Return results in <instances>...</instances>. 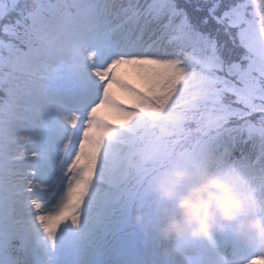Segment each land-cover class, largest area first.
I'll return each mask as SVG.
<instances>
[{"label":"snow or ice","instance_id":"obj_1","mask_svg":"<svg viewBox=\"0 0 264 264\" xmlns=\"http://www.w3.org/2000/svg\"><path fill=\"white\" fill-rule=\"evenodd\" d=\"M190 3L0 0L6 259H15L14 240L32 251L18 224L25 207L54 245L61 225L80 224L86 209L93 223L144 210L173 167L246 178L264 214V0H198L205 14L195 18ZM25 170L51 196L63 191L54 209L29 203ZM176 257L264 264V245L225 231Z\"/></svg>","mask_w":264,"mask_h":264},{"label":"clouds","instance_id":"obj_2","mask_svg":"<svg viewBox=\"0 0 264 264\" xmlns=\"http://www.w3.org/2000/svg\"><path fill=\"white\" fill-rule=\"evenodd\" d=\"M152 191L157 214L139 210L134 223L154 231L168 256L176 257L190 242L225 231L249 244L264 245L262 202L242 176L173 167L155 181Z\"/></svg>","mask_w":264,"mask_h":264},{"label":"rangeland","instance_id":"obj_3","mask_svg":"<svg viewBox=\"0 0 264 264\" xmlns=\"http://www.w3.org/2000/svg\"><path fill=\"white\" fill-rule=\"evenodd\" d=\"M122 71L127 72V70L124 69H122ZM127 74L130 75V73ZM248 147H250V145ZM20 151L22 152L23 148H21ZM25 171L26 174L23 178L22 186L27 190L26 196L31 197L29 203H31L32 200H35L41 203L46 211L54 209L59 203L60 196L63 195V191L61 190L58 192L57 197L50 202L49 198L51 197V194L45 191V186L42 184L39 187L36 186L39 184V177H33L31 170ZM28 179L33 180V186H31L30 190L29 185L27 184ZM32 210L34 212L37 211L34 207ZM46 211L38 212V214H46ZM90 217L91 213L88 209H86L82 214L80 224L74 226L71 221H67L62 224L60 230L56 234L55 243L53 245L48 241L46 235L36 224L34 220V213L30 210V208L25 207L18 219V224L21 234L25 237V244L30 247L32 251H28L26 249L23 264H48V258L51 256L53 258L52 253H56L57 249L62 246L61 239L65 240L67 253L73 259H82L89 256V254H100L101 251H99V246H97V244L102 245V248L108 249V251L111 252L114 249L115 243L130 236H136L138 241L144 239L147 244V248L155 258L171 257L165 254L163 247L161 246L160 238L154 231H149L146 228V230L142 232H135L134 227H132L128 222L127 214H121L120 212L115 211L108 216L99 217L95 223L92 222ZM105 230H108L109 233L105 234ZM105 238H108V240H101ZM4 240L5 226L0 224V264H19L16 259L11 261L6 259V250L4 253L2 252ZM33 241L40 243V246L35 245ZM18 244L19 243L12 244L14 248L12 253L15 256H19V251L23 248L21 247L19 249H15ZM36 250L42 251L37 252ZM39 253H41V255ZM44 256L46 257L44 258ZM173 258L177 261V257Z\"/></svg>","mask_w":264,"mask_h":264},{"label":"water","instance_id":"obj_4","mask_svg":"<svg viewBox=\"0 0 264 264\" xmlns=\"http://www.w3.org/2000/svg\"><path fill=\"white\" fill-rule=\"evenodd\" d=\"M154 194V193H153ZM149 207H153V208H157L156 207V205H155V203H154V199L152 200V201H150L148 204H146V205H144L143 206V208H144V212L148 215V216H150L152 213L147 209V208H149ZM136 215V212L135 213H133V214H131V216H130V220H131V222L134 224V225H137L136 223H134V216ZM138 226V225H137ZM140 228H144V227H141V226H139Z\"/></svg>","mask_w":264,"mask_h":264},{"label":"trees","instance_id":"obj_5","mask_svg":"<svg viewBox=\"0 0 264 264\" xmlns=\"http://www.w3.org/2000/svg\"><path fill=\"white\" fill-rule=\"evenodd\" d=\"M199 2H200V0H199ZM181 3L183 5V2H181ZM197 3H198V0H191V3L187 6L186 9H188V12H189L190 15L193 14L195 17L196 16H203L205 13H203V12H199L198 13V12L195 11V7L194 6L197 5Z\"/></svg>","mask_w":264,"mask_h":264}]
</instances>
